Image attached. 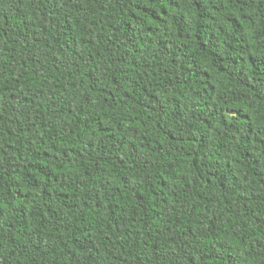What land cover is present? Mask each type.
Returning a JSON list of instances; mask_svg holds the SVG:
<instances>
[{
    "label": "trees",
    "instance_id": "obj_1",
    "mask_svg": "<svg viewBox=\"0 0 264 264\" xmlns=\"http://www.w3.org/2000/svg\"><path fill=\"white\" fill-rule=\"evenodd\" d=\"M0 264H264V0H0Z\"/></svg>",
    "mask_w": 264,
    "mask_h": 264
}]
</instances>
